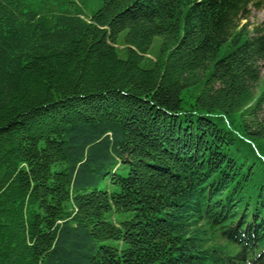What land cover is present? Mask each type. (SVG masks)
Listing matches in <instances>:
<instances>
[{"label": "trees", "instance_id": "obj_1", "mask_svg": "<svg viewBox=\"0 0 264 264\" xmlns=\"http://www.w3.org/2000/svg\"><path fill=\"white\" fill-rule=\"evenodd\" d=\"M250 5L0 0V264H264Z\"/></svg>", "mask_w": 264, "mask_h": 264}, {"label": "rangeland", "instance_id": "obj_2", "mask_svg": "<svg viewBox=\"0 0 264 264\" xmlns=\"http://www.w3.org/2000/svg\"><path fill=\"white\" fill-rule=\"evenodd\" d=\"M263 22H264V0H262V5L259 9L251 5L248 7L246 19L241 21V25L248 24L249 29H252L254 26L260 25ZM160 41H161L160 37H156L154 39V42L152 43V46H151V54L154 53V51H157L159 49ZM260 66H261L260 76L262 79H264V65L261 64Z\"/></svg>", "mask_w": 264, "mask_h": 264}]
</instances>
